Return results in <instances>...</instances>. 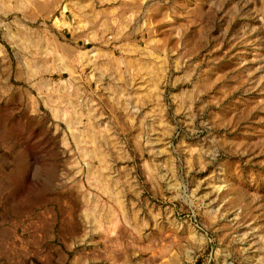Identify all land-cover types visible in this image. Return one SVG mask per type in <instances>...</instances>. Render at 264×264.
<instances>
[{
  "label": "rangeland",
  "instance_id": "374dc122",
  "mask_svg": "<svg viewBox=\"0 0 264 264\" xmlns=\"http://www.w3.org/2000/svg\"><path fill=\"white\" fill-rule=\"evenodd\" d=\"M0 264H264V0H0Z\"/></svg>",
  "mask_w": 264,
  "mask_h": 264
},
{
  "label": "bare ground",
  "instance_id": "6f19581e",
  "mask_svg": "<svg viewBox=\"0 0 264 264\" xmlns=\"http://www.w3.org/2000/svg\"><path fill=\"white\" fill-rule=\"evenodd\" d=\"M17 36V35H16ZM17 38H18V36H17ZM24 42H25V40H24ZM28 42H31V41H28ZM21 43H23V42H21ZM23 46H24V43H23ZM26 47V46H25ZM51 50V49H50ZM48 52V51H47ZM30 63H31V66L29 67L31 70H35L36 69V67L35 66H37V65H35L36 63H35V59L34 60H32V61H29ZM63 62V61H62ZM62 64H64V62L62 63ZM29 65V64H28ZM65 68H66V70L68 71V68L66 67V66H64ZM69 72H70V70H69ZM156 79V78H155ZM157 80V79H156ZM147 83V82H146ZM58 110H60V109H58ZM90 111H88L87 113H89ZM55 113V112H54ZM58 113H60L59 111H58ZM87 113H86V118L88 119V124H87V126H85V128H84V132H83V134H85V138H87V140H89L88 142H90L89 144H91L92 145V151H91V154L92 155H90V156H96V158L98 157V159H99V161H102L103 159H102V152H101V148H100V145H99V143H98V137H99V133H101V132H99L98 133V130H96V127L94 126V123H93V121L91 120V119H89V116H91V115H87ZM77 117H79V116H77ZM83 117H84V115H83ZM74 118L75 117H73V120H71V123H74ZM91 118H92V116H91ZM81 119L80 118H78V119H75V122H77V124H78V122L80 121ZM70 126V125H69ZM82 129V128H81ZM89 156V157H90ZM104 157V156H103ZM104 161V160H103ZM99 163H101V162H99ZM102 163H104V162H102ZM104 165V164H103ZM102 165V166H103ZM90 167V166H89ZM104 167V166H103ZM103 169V168H102ZM101 169V170H102ZM92 171H93V169H92ZM90 172V171H89ZM96 173V172H95ZM95 173H92V172H90L88 175L90 176V177H92V178H94V176H95ZM103 173V172H102ZM95 179V178H94ZM100 179V178H99ZM93 180V179H92ZM99 182V181H98ZM104 183V182H103ZM102 183V184H103ZM101 186V185H100ZM107 189V188H106ZM106 189H105V191H106ZM100 190H103L104 191V189L101 187L100 188ZM108 190V189H107ZM106 193L108 194V196H109V199L117 206V207H119L120 209L123 207L122 206V200H121V198H120V195H119V192H118V190L116 189V188H113L112 190H109V191H106ZM124 204V203H123ZM125 206V205H124ZM91 209V208H90ZM114 208L111 210V211H113L114 212ZM111 211H110V213H111ZM121 211L123 212V210L121 209ZM93 212V211H92ZM109 213V212H108ZM124 213V212H123ZM122 213V214H123ZM88 215H90V214H88ZM127 215V214H126ZM87 216V215H86ZM91 218V217H90ZM87 219V218H86ZM89 219V218H88ZM124 221V220H123ZM127 222V221H126ZM126 224V223H125ZM98 227V226H97Z\"/></svg>",
  "mask_w": 264,
  "mask_h": 264
}]
</instances>
